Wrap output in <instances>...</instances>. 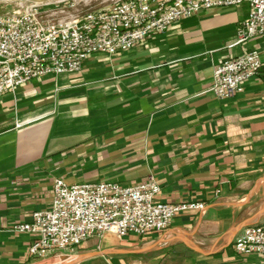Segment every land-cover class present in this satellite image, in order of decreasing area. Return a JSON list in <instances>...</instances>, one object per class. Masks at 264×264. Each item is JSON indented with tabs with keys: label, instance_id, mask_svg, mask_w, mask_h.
Listing matches in <instances>:
<instances>
[{
	"label": "crops",
	"instance_id": "obj_1",
	"mask_svg": "<svg viewBox=\"0 0 264 264\" xmlns=\"http://www.w3.org/2000/svg\"><path fill=\"white\" fill-rule=\"evenodd\" d=\"M249 5L201 10L127 52L90 56L0 97V264H264L235 243L264 224V35L232 46ZM261 55L243 93L209 89L220 63ZM158 201L200 203L162 233H112L34 258L17 233L51 206L54 182L135 186Z\"/></svg>",
	"mask_w": 264,
	"mask_h": 264
},
{
	"label": "built area",
	"instance_id": "obj_2",
	"mask_svg": "<svg viewBox=\"0 0 264 264\" xmlns=\"http://www.w3.org/2000/svg\"><path fill=\"white\" fill-rule=\"evenodd\" d=\"M242 4L250 11L237 31L232 45L237 46L264 35V0H119L57 22L34 12L0 16V97L44 76L76 75L90 56L130 51L201 10ZM261 68L257 51L226 60L216 66L209 92L220 100L233 99ZM160 191L152 176L135 186L69 185L56 179L50 208L13 230L34 235L30 254L41 259L106 233L118 238L162 233L176 216L205 209L200 203L158 201ZM235 249L264 259V224L244 229Z\"/></svg>",
	"mask_w": 264,
	"mask_h": 264
},
{
	"label": "rangeland",
	"instance_id": "obj_3",
	"mask_svg": "<svg viewBox=\"0 0 264 264\" xmlns=\"http://www.w3.org/2000/svg\"><path fill=\"white\" fill-rule=\"evenodd\" d=\"M119 0H46L35 4L34 0L0 2V16H20L36 13L44 20L60 21L70 15L83 14Z\"/></svg>",
	"mask_w": 264,
	"mask_h": 264
},
{
	"label": "bare ground",
	"instance_id": "obj_4",
	"mask_svg": "<svg viewBox=\"0 0 264 264\" xmlns=\"http://www.w3.org/2000/svg\"><path fill=\"white\" fill-rule=\"evenodd\" d=\"M11 1H16V0H0V2L7 3ZM36 1H42V0H36ZM41 2H35V4H40Z\"/></svg>",
	"mask_w": 264,
	"mask_h": 264
},
{
	"label": "water",
	"instance_id": "obj_5",
	"mask_svg": "<svg viewBox=\"0 0 264 264\" xmlns=\"http://www.w3.org/2000/svg\"><path fill=\"white\" fill-rule=\"evenodd\" d=\"M43 1H46V0H43ZM34 2H42V1H36V0H34Z\"/></svg>",
	"mask_w": 264,
	"mask_h": 264
}]
</instances>
